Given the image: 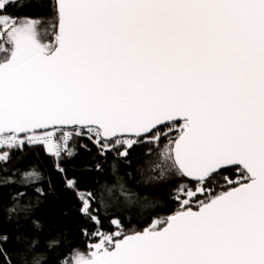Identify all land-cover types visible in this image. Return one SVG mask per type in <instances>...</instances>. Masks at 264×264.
Returning a JSON list of instances; mask_svg holds the SVG:
<instances>
[{
	"label": "snow or ice",
	"instance_id": "1",
	"mask_svg": "<svg viewBox=\"0 0 264 264\" xmlns=\"http://www.w3.org/2000/svg\"><path fill=\"white\" fill-rule=\"evenodd\" d=\"M9 6L24 0H0V224L11 225L0 264H264V0H54L51 44L39 38L43 21ZM164 138L155 179L195 187L181 184L177 211L143 231H102L98 209L149 206L119 169ZM84 140L96 150L85 170L107 165L114 183L97 177L85 192L68 177L62 162L92 152ZM25 148L53 159L72 210L95 225L87 253L60 259L71 240L37 211L54 194L50 179L39 183L34 162L7 167ZM229 169L236 179L209 186Z\"/></svg>",
	"mask_w": 264,
	"mask_h": 264
},
{
	"label": "trees",
	"instance_id": "2",
	"mask_svg": "<svg viewBox=\"0 0 264 264\" xmlns=\"http://www.w3.org/2000/svg\"><path fill=\"white\" fill-rule=\"evenodd\" d=\"M19 2L20 0H17V5H19ZM7 14L15 17L40 19L43 21L39 28L41 42L45 44L54 43L55 32L53 26L57 23L54 0H24L23 7L9 6ZM3 55V53H0V58ZM83 142L88 143L89 147H92L87 140ZM74 143L78 142L74 141ZM165 144H167L166 138L161 139L158 146H145L143 149L136 147L131 150L130 159L133 161L132 165L130 167L121 165L119 172L124 177L125 182L130 180L131 186H135L141 196L148 195L149 206L128 210L119 205H112L107 208L98 209L102 231L109 233L123 229L125 233H128L147 228L152 225L154 220L166 218L177 211L180 205L176 199V191L181 184H186L191 188L195 187V181L186 177L169 176L167 179H155V177H159L160 175V169L155 168V165L160 163V153L164 150ZM149 147H151L150 153L148 152ZM95 151L94 147H92L91 153L83 148H78V154L74 158L62 162V166L66 169L68 177L75 178L78 188L85 192L97 188V185L93 183L97 177H99L101 183L105 180H108L110 183L115 182L114 177L108 174L107 165H105L103 174L85 170L86 165L93 163L89 158ZM19 157H22V159L17 164V158ZM137 157L139 159H136ZM108 158L111 160V153H109ZM33 162L38 165L44 177L39 183L46 185L50 179L54 187V194L49 195L45 202L38 207V214L46 221L48 226L52 227L53 232L64 230L71 240V244L68 247L62 248L60 259L63 260L66 257H71L74 249L87 253L89 251L88 246L96 242V237L91 236V233L95 231V225L72 210V206L76 201L72 193L63 190L62 178L53 167V159L46 156L42 149L25 148L23 153L19 151L12 153V160L7 167L12 168L13 166H17L23 168ZM129 172L133 174L132 178L125 175ZM0 175H5V173H0ZM224 176H229L233 180L236 179L235 170L229 169L222 171L219 175L213 176L208 181L209 186H214L217 191L221 190L220 186L224 184ZM8 192L9 189L7 187L0 189V198L7 201ZM200 198L203 199V197ZM64 210L68 211L69 214L67 216L61 214ZM113 218L120 220L119 228L111 224ZM85 228L89 233L87 236L82 232V229ZM0 231L10 232L11 225L8 223L0 224ZM3 247L11 253L13 243L9 241ZM69 264H71V261H69Z\"/></svg>",
	"mask_w": 264,
	"mask_h": 264
},
{
	"label": "water",
	"instance_id": "3",
	"mask_svg": "<svg viewBox=\"0 0 264 264\" xmlns=\"http://www.w3.org/2000/svg\"><path fill=\"white\" fill-rule=\"evenodd\" d=\"M187 178V177H186ZM188 179H190V178H188ZM190 180H192V179H190ZM226 190V189H225ZM195 210V209H194ZM170 215H172V214H170ZM169 215V216H170ZM148 228V227H147ZM145 229V228H144ZM144 229H141V230H135V231H143ZM131 232H134V231H131ZM131 232H128V233H131ZM128 233H126V234H128Z\"/></svg>",
	"mask_w": 264,
	"mask_h": 264
}]
</instances>
